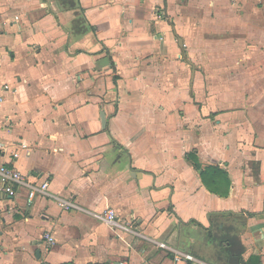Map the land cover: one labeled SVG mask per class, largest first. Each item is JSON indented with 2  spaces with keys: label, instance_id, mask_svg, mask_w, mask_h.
<instances>
[{
  "label": "crops",
  "instance_id": "0c3cea01",
  "mask_svg": "<svg viewBox=\"0 0 264 264\" xmlns=\"http://www.w3.org/2000/svg\"><path fill=\"white\" fill-rule=\"evenodd\" d=\"M0 95V264H264V0H0Z\"/></svg>",
  "mask_w": 264,
  "mask_h": 264
},
{
  "label": "built area",
  "instance_id": "2783aa9c",
  "mask_svg": "<svg viewBox=\"0 0 264 264\" xmlns=\"http://www.w3.org/2000/svg\"><path fill=\"white\" fill-rule=\"evenodd\" d=\"M2 105H3V97L0 95V112ZM6 149H7L6 146L0 141V154L4 153ZM27 149L28 148L26 144L23 143L18 144V147L15 148V150L10 151L12 159L16 160L19 158L20 155L19 150L26 151ZM0 182H1L0 191L10 197H15L17 194V190L27 187L29 185L27 181V177L24 174H22L20 171H18L13 167H7L3 164H0ZM48 187H49V183L47 181L42 182L38 186H29L30 192L28 196V201L30 202L34 194L36 193L47 194ZM57 203L60 206V208H62L65 211H69L75 208L73 204L63 199H57ZM104 218L107 220V222L110 224L111 227L116 225L115 214L112 210L108 211L104 215ZM44 240L50 246L54 244V239L52 238L51 235L45 234ZM161 248H166V247L164 245H161ZM182 259L186 261H193V258L190 255H184V256L176 255L174 260L180 261Z\"/></svg>",
  "mask_w": 264,
  "mask_h": 264
},
{
  "label": "trees",
  "instance_id": "16d2710c",
  "mask_svg": "<svg viewBox=\"0 0 264 264\" xmlns=\"http://www.w3.org/2000/svg\"><path fill=\"white\" fill-rule=\"evenodd\" d=\"M188 157L193 161V163H195V168L199 172L201 182L210 193H213L219 197L228 196L230 190V181L225 171L221 170L217 166H206L201 168L196 165L194 156L189 155Z\"/></svg>",
  "mask_w": 264,
  "mask_h": 264
},
{
  "label": "rangeland",
  "instance_id": "374dc122",
  "mask_svg": "<svg viewBox=\"0 0 264 264\" xmlns=\"http://www.w3.org/2000/svg\"><path fill=\"white\" fill-rule=\"evenodd\" d=\"M220 25H221V24H213V23H212L210 29L213 30V29H214L213 27L216 26V30H217V31L220 30V32H221V28H219ZM217 35H218L217 38H214V39L211 38V39H210L211 42H212V41L215 42V46H214L213 48H211V52H212V53H215V56H214V57L216 58V60H217V59H221V54H220V53H221V46L218 45L219 43H221V33H218ZM216 44H217V45H216ZM218 51L220 52L219 54H217ZM180 55H181V54H180ZM214 57H212V59H213ZM181 58H183L182 55H181ZM187 58H188V57H187ZM214 99H216V94H215V96H214ZM211 101H212V99H211Z\"/></svg>",
  "mask_w": 264,
  "mask_h": 264
},
{
  "label": "water",
  "instance_id": "95a60500",
  "mask_svg": "<svg viewBox=\"0 0 264 264\" xmlns=\"http://www.w3.org/2000/svg\"><path fill=\"white\" fill-rule=\"evenodd\" d=\"M177 40H178V47L183 52V50H184L183 41L181 39H177ZM100 120H101V128L105 129L106 128V119H105V116L102 112L100 113Z\"/></svg>",
  "mask_w": 264,
  "mask_h": 264
}]
</instances>
